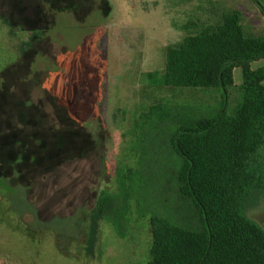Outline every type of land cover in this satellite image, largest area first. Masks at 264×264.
<instances>
[{
	"label": "rangeland",
	"instance_id": "1",
	"mask_svg": "<svg viewBox=\"0 0 264 264\" xmlns=\"http://www.w3.org/2000/svg\"><path fill=\"white\" fill-rule=\"evenodd\" d=\"M234 9L247 35L264 37L253 0H0V264L150 261L151 210L175 200L178 125L141 115L161 104L213 118L222 95L146 75L164 70L168 47ZM234 82L228 114L242 101L241 67ZM20 156L18 179L10 165ZM119 166L136 173L126 237L97 210L102 191L118 192ZM246 213L264 228V197Z\"/></svg>",
	"mask_w": 264,
	"mask_h": 264
},
{
	"label": "trees",
	"instance_id": "2",
	"mask_svg": "<svg viewBox=\"0 0 264 264\" xmlns=\"http://www.w3.org/2000/svg\"><path fill=\"white\" fill-rule=\"evenodd\" d=\"M253 1L264 16V5ZM263 58L264 37L247 35L241 14L233 11L179 46L168 47L164 70L146 75L152 85L216 88L222 95L213 118L184 117L183 109L161 104L141 115L178 125L170 138L172 153L179 157L172 175L175 200L171 206L167 199L159 201L160 208L151 210L147 264H264V228L246 213L264 197V66L251 68ZM238 67L245 89L236 113L228 114L226 88L235 85ZM27 163L22 156L11 162L18 179ZM133 174L119 166L118 192L104 190L97 201L101 219L121 237L130 226ZM17 189L27 195L22 182Z\"/></svg>",
	"mask_w": 264,
	"mask_h": 264
},
{
	"label": "crops",
	"instance_id": "3",
	"mask_svg": "<svg viewBox=\"0 0 264 264\" xmlns=\"http://www.w3.org/2000/svg\"><path fill=\"white\" fill-rule=\"evenodd\" d=\"M225 1L233 3V2H235V1H239V0H225ZM233 11H238V12L241 14L242 24H243V26H244L245 23H244V19H243L242 13H241L240 10H237V9H234V10H231V11H228V12L223 11V12H221V13H218V17H217L218 19L216 18L215 21H214L215 24L221 22L222 17H223V15H224L225 13H230V12H233ZM205 25H206V27L212 25V20H211V19H207V20L205 21ZM206 27H205V28H206ZM244 29H245V28H244ZM245 32H246V31H245ZM246 34H247V32H246ZM249 36H250V35H249ZM185 38H186V37H185Z\"/></svg>",
	"mask_w": 264,
	"mask_h": 264
}]
</instances>
